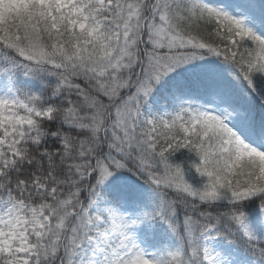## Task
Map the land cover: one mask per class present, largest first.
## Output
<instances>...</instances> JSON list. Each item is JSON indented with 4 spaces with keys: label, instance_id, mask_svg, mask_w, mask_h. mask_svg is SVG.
Wrapping results in <instances>:
<instances>
[{
    "label": "snow or ice",
    "instance_id": "obj_1",
    "mask_svg": "<svg viewBox=\"0 0 264 264\" xmlns=\"http://www.w3.org/2000/svg\"><path fill=\"white\" fill-rule=\"evenodd\" d=\"M0 264H264V0H0Z\"/></svg>",
    "mask_w": 264,
    "mask_h": 264
}]
</instances>
